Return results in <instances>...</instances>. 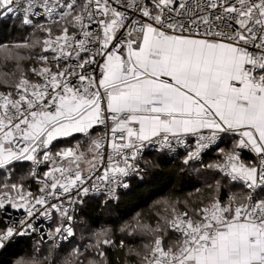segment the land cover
<instances>
[{
  "label": "snow or ice",
  "instance_id": "1",
  "mask_svg": "<svg viewBox=\"0 0 264 264\" xmlns=\"http://www.w3.org/2000/svg\"><path fill=\"white\" fill-rule=\"evenodd\" d=\"M8 18L31 32L0 43V249L41 219L53 248L69 240L76 206L127 187L146 150L183 148L188 164L215 146L205 167L221 179L138 220L128 234L148 240L126 255L264 264V0H0ZM92 247L98 259L76 249L74 264H108L104 248L126 245L102 230Z\"/></svg>",
  "mask_w": 264,
  "mask_h": 264
},
{
  "label": "trees",
  "instance_id": "2",
  "mask_svg": "<svg viewBox=\"0 0 264 264\" xmlns=\"http://www.w3.org/2000/svg\"><path fill=\"white\" fill-rule=\"evenodd\" d=\"M31 29L22 26L15 18L0 20V43H15L29 37ZM186 153L150 152L146 159L147 172L142 177L133 179L129 190L122 192L118 199L112 200L104 196L84 198L77 214V232L87 236L79 243L78 248L71 246L75 237L67 243L53 248V245L37 239L22 237L11 242L0 252V264H13L17 259L30 255V261H44L45 257L54 264H74V250L79 249L85 256L97 258L92 247L96 234L91 235L90 229L111 228V238L119 244L124 240L126 247H105L108 264H137V258L127 256V247L142 248L148 237L139 233L129 235L140 220L145 224H155L158 200L183 201L193 194L196 189L205 190L209 184L215 183L216 172L207 169V157L202 162L190 161L185 164ZM28 166L16 170V176L27 174ZM33 188L32 180L26 181ZM240 191V186L226 184L223 192ZM84 222V223H83ZM0 227H3L0 217ZM87 227V228H86ZM82 229V230H81ZM91 235V236H90ZM51 253V255H50ZM83 258V257H81Z\"/></svg>",
  "mask_w": 264,
  "mask_h": 264
},
{
  "label": "built area",
  "instance_id": "3",
  "mask_svg": "<svg viewBox=\"0 0 264 264\" xmlns=\"http://www.w3.org/2000/svg\"><path fill=\"white\" fill-rule=\"evenodd\" d=\"M221 142L219 143V146H220ZM215 149V146H213L211 149L207 150L206 152L202 153L201 154V157L199 160H193L195 162H202L204 160V158L213 150ZM150 152H158V153H186L185 150L183 148H177V149H174L173 151H164V152H159V151H155V150H146L143 155H142V158L139 160V167H140V171L139 173H133L131 174L130 176L124 178V183H126L128 186L127 187H119L116 189V193H115V196L110 198L109 195L106 193V192H97V193H92L90 195H93V196H104L108 199H112V200H116L118 199L119 195L122 193V192H125L127 190L130 189L131 187V184H132V181L133 179L137 178V177H142L146 172H147V166H146V162H145V159L147 157V155L150 153ZM242 158H243V154H242ZM42 170V169H41ZM217 177L221 179V176L216 173ZM34 183V187L33 188H30V190L35 194L37 193L38 191V184L33 181ZM79 206L80 205H77L76 206V209H75V212H74V219H73V229H74V232H75V235H76V226L78 224V219H77V214H78V211H79ZM21 214L19 213H16L15 211H12V218L15 219V218H18ZM1 217V223L3 226H5L7 223H9L10 221L6 220L4 216H0ZM37 224L40 226L39 230L32 233L31 235L29 236H24V237H28V238H33V239H37L41 242H44V243H48L50 245H53L54 244V241L49 239L47 233L51 230V228H53L55 225L52 223V221H47V220H43L41 219L40 221L37 222ZM75 235L73 237H70L69 240L67 241H57L55 243H58V245H62L64 243H67L69 242L70 240H72ZM18 238H22V237H16L14 238L11 242L17 240ZM9 245V244H8ZM7 245V246H8ZM6 246V247H7ZM58 246V247H59ZM5 247V248H6ZM3 249H0V252L2 251Z\"/></svg>",
  "mask_w": 264,
  "mask_h": 264
},
{
  "label": "crops",
  "instance_id": "4",
  "mask_svg": "<svg viewBox=\"0 0 264 264\" xmlns=\"http://www.w3.org/2000/svg\"><path fill=\"white\" fill-rule=\"evenodd\" d=\"M219 147H220V148H223V149H230V148L232 147V140H231V138H230V137H225L224 140H223V142H221V144H220ZM219 159H220L219 154H218V152H217V150H216V148H215V149H213V150L209 153V156L207 157V161H208L207 164L214 163V162H216V161L219 160ZM243 159H245V160L250 159V154L247 153V152H244V153H243ZM217 179H220V178H218V177L216 176V180H217Z\"/></svg>",
  "mask_w": 264,
  "mask_h": 264
},
{
  "label": "rangeland",
  "instance_id": "5",
  "mask_svg": "<svg viewBox=\"0 0 264 264\" xmlns=\"http://www.w3.org/2000/svg\"><path fill=\"white\" fill-rule=\"evenodd\" d=\"M7 20V19H6ZM22 26H24V25H22ZM81 139H83V138H81ZM163 201H166V200H158V206L160 207L161 206V202H163ZM84 223V222H83ZM87 228V227H86ZM82 230V229H81ZM91 230V235H94V234H96V233H98V232H100V231H102V230H106V231H108L109 232V234H111L110 232H111V228L109 227V226H106V227H103V228H100V229H90ZM90 235V236H91ZM86 238H87V236L85 235V236H83V235H81L80 233H78L77 232V234H76V237H75V239H74V241H73V243L71 244V246L72 247H74V248H78V246H79V243L81 242V241H83V240H86ZM19 259H23V260H27V261H30V255H28V256H23V257H21V258H19ZM19 259H17V260H19ZM16 260V261H17ZM15 261V262H16ZM15 262L13 263V264H15Z\"/></svg>",
  "mask_w": 264,
  "mask_h": 264
}]
</instances>
